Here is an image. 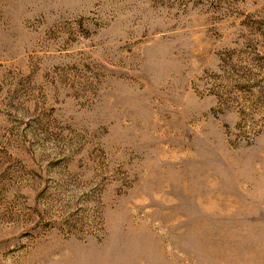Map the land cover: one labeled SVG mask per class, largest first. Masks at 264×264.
<instances>
[{"label": "rangeland", "instance_id": "rangeland-1", "mask_svg": "<svg viewBox=\"0 0 264 264\" xmlns=\"http://www.w3.org/2000/svg\"><path fill=\"white\" fill-rule=\"evenodd\" d=\"M0 264H264V0H0Z\"/></svg>", "mask_w": 264, "mask_h": 264}]
</instances>
